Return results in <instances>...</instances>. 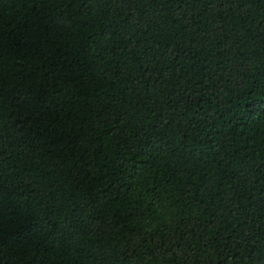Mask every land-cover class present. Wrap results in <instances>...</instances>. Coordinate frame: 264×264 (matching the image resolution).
Masks as SVG:
<instances>
[{"label":"trees","instance_id":"obj_1","mask_svg":"<svg viewBox=\"0 0 264 264\" xmlns=\"http://www.w3.org/2000/svg\"><path fill=\"white\" fill-rule=\"evenodd\" d=\"M0 264H264V0H0Z\"/></svg>","mask_w":264,"mask_h":264}]
</instances>
